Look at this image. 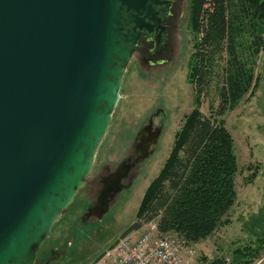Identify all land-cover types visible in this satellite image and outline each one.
<instances>
[{"label":"water","instance_id":"water-1","mask_svg":"<svg viewBox=\"0 0 264 264\" xmlns=\"http://www.w3.org/2000/svg\"><path fill=\"white\" fill-rule=\"evenodd\" d=\"M145 1L0 0V264L35 257L84 186L130 61L118 24L132 19L121 8ZM149 127L134 140L139 160L162 132ZM127 160L82 221L107 212Z\"/></svg>","mask_w":264,"mask_h":264},{"label":"rangeland","instance_id":"rangeland-1","mask_svg":"<svg viewBox=\"0 0 264 264\" xmlns=\"http://www.w3.org/2000/svg\"><path fill=\"white\" fill-rule=\"evenodd\" d=\"M181 6L182 17L169 40L167 62L150 67L135 54L126 67L119 100L85 184L40 248L58 250L50 264H93L124 235L136 221L143 194L160 172L176 133L195 108L193 90L186 82L193 44L190 0H183ZM254 73L259 80L254 95L224 117L238 163L236 200L228 213L229 223L205 240L186 245L183 264H204L215 258L232 264L235 248L253 245L257 237H264V49L255 61ZM160 108L166 115L154 119L155 125L162 124L163 131L152 154L131 170V184L115 195L101 218L93 216L81 221L88 205L96 200L100 178L116 170L126 157L135 156L138 131ZM200 111L209 114L207 101L201 103ZM260 246V253H264V242Z\"/></svg>","mask_w":264,"mask_h":264},{"label":"trees","instance_id":"trees-1","mask_svg":"<svg viewBox=\"0 0 264 264\" xmlns=\"http://www.w3.org/2000/svg\"><path fill=\"white\" fill-rule=\"evenodd\" d=\"M189 27L193 44L186 82L196 106L185 117L160 172L143 194L136 221L125 232L156 219L160 231L179 236L185 246L229 223L238 163L224 117L258 87L254 65L264 49V0H190ZM204 100L208 115L200 111ZM263 239L235 248L231 263L261 260Z\"/></svg>","mask_w":264,"mask_h":264},{"label":"flooded vegetation","instance_id":"flooded-vegetation-1","mask_svg":"<svg viewBox=\"0 0 264 264\" xmlns=\"http://www.w3.org/2000/svg\"><path fill=\"white\" fill-rule=\"evenodd\" d=\"M182 1L183 0H146L143 4V7L138 11H126L125 6L121 8L122 17L126 18L130 16L132 19V21L130 22L121 20L118 24L119 35L121 37L127 35L128 38L132 40L129 43L125 44L130 53V61L132 57L135 56V54H139L141 62L150 67L167 62V58H165V56L168 51L169 40L171 36H173V32L177 29V23L182 17ZM118 6L119 4H117V7ZM130 61L128 62V64L130 63ZM128 64L126 65V67L128 66ZM160 114H162L163 117H165L166 115L162 108H160L156 113L152 114L148 118L147 123L144 126L146 127L150 125L148 134H152L153 132H155V128L157 127L162 128L163 131L162 124H160L159 126L154 124V119L157 118ZM156 145L157 143L151 146V148L155 149ZM151 148L150 150H152ZM126 159H128L126 161V164L130 165V169L127 173V176L121 181L123 188H127L131 184V170L137 164H139L140 161H142L137 158L136 150L135 156H128L123 161H125ZM113 172H115V170ZM113 172H110L106 174V176H102L100 178L101 187L97 193V196L103 187V180ZM95 203L96 200L90 203L82 216L86 213L87 209ZM81 217L80 220L82 221ZM87 220L88 219H86L85 221ZM43 242L36 249L35 257H33L26 264H50L55 259L56 255L58 254V250L56 248H48L41 251L40 248L42 247Z\"/></svg>","mask_w":264,"mask_h":264},{"label":"built area","instance_id":"built-area-1","mask_svg":"<svg viewBox=\"0 0 264 264\" xmlns=\"http://www.w3.org/2000/svg\"><path fill=\"white\" fill-rule=\"evenodd\" d=\"M184 249L182 238L160 231L154 219L120 237L93 264H183Z\"/></svg>","mask_w":264,"mask_h":264},{"label":"crops","instance_id":"crops-1","mask_svg":"<svg viewBox=\"0 0 264 264\" xmlns=\"http://www.w3.org/2000/svg\"><path fill=\"white\" fill-rule=\"evenodd\" d=\"M256 264H264V256L261 260H259Z\"/></svg>","mask_w":264,"mask_h":264}]
</instances>
